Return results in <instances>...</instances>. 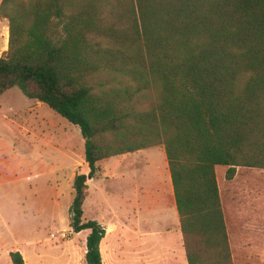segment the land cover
<instances>
[{
    "label": "trees",
    "instance_id": "trees-1",
    "mask_svg": "<svg viewBox=\"0 0 264 264\" xmlns=\"http://www.w3.org/2000/svg\"><path fill=\"white\" fill-rule=\"evenodd\" d=\"M0 16V94L17 87L84 138L69 225L89 229L85 264H101L105 234L82 218L86 179L100 159L156 144L187 264H233L215 167L264 169V0H0Z\"/></svg>",
    "mask_w": 264,
    "mask_h": 264
},
{
    "label": "rangeland",
    "instance_id": "rangeland-1",
    "mask_svg": "<svg viewBox=\"0 0 264 264\" xmlns=\"http://www.w3.org/2000/svg\"><path fill=\"white\" fill-rule=\"evenodd\" d=\"M6 34L8 39V20L0 16V55L7 50ZM120 79L108 74L105 78L108 85L117 84ZM37 101L24 96L17 87L0 95V112H4L1 115L5 119V122L0 121V264H11L8 253L14 249L25 255L27 261L32 260L33 254H42L56 258V264H85V240L89 230L72 231L68 206L73 188L60 183L55 186L47 174L50 165L46 161L54 157L55 147H60L62 133L67 131L69 142L79 150L83 148L82 135L77 125ZM33 148L36 153L30 152ZM129 159L121 165L114 164L118 176L112 184L108 182V190L103 187L101 192L112 191L114 199L118 196L125 183L119 174L127 162L134 164L135 161ZM133 167L127 166V169L135 171ZM226 168L217 165L215 172L233 264H264V254L256 252L251 242L254 236L258 237L255 231L264 230V219L253 214L264 203V169L237 166L234 176L226 179ZM102 183L99 182L101 186ZM92 192L90 201L84 203L86 219L106 215L105 210L91 202ZM94 192L97 197L100 195ZM119 212L123 216V207ZM123 231L119 228L109 237L116 247L104 257V264H124V254L118 251Z\"/></svg>",
    "mask_w": 264,
    "mask_h": 264
},
{
    "label": "crops",
    "instance_id": "crops-1",
    "mask_svg": "<svg viewBox=\"0 0 264 264\" xmlns=\"http://www.w3.org/2000/svg\"><path fill=\"white\" fill-rule=\"evenodd\" d=\"M7 90L2 94H5ZM40 104H42L41 101ZM1 113L4 114V112H0V121L5 122ZM8 133L10 135V132ZM8 138L12 141L10 137ZM82 142L83 148L80 150L75 148L73 143L69 142V134L66 131L62 133L60 147H55L57 151H52L54 157H51L50 160L45 159L50 165L47 174L53 179L55 186L60 183L71 187L76 174L88 173L89 167L84 159L83 137ZM36 151L35 148L30 150L34 153ZM129 158L135 160L134 164H130L129 161L126 165L129 168L134 166L135 171L134 169L129 171L125 166L124 171L120 172L119 176L125 179V183L118 196L114 199L112 191L101 192L100 189L103 187L108 190V182L112 184L118 176L114 164L121 165ZM57 159H59L58 162ZM97 165V174L86 179L87 188L82 204V218L83 220H96L105 229V234L99 244L101 264L106 262L109 251H115L116 244L114 245V241H109V237L119 228L124 230V238L118 243L119 253L124 254L122 256L124 264H187L170 171L163 145L156 144L108 156L97 161ZM9 180L15 181L16 179ZM100 181H103L102 186L99 184ZM104 183L105 185H103ZM111 188L113 187L111 186ZM94 190L98 195L100 194V197H97ZM91 192L94 195L91 200L93 205L100 210H105L108 216L101 214L100 217L95 215L91 216L90 219L84 217V203L90 201ZM115 205L118 207H114ZM122 207L123 216L119 212ZM253 214L255 216L258 214L260 218L264 219V203L256 208ZM119 218L123 222L119 221ZM255 232H257L258 237L245 239H251L253 246L256 247V252L264 254V230ZM104 257H106L105 262ZM23 259L24 264H56L55 261H57L56 258L42 254H33L32 260L28 258V261L23 255Z\"/></svg>",
    "mask_w": 264,
    "mask_h": 264
}]
</instances>
